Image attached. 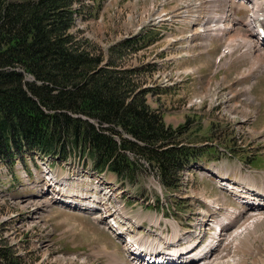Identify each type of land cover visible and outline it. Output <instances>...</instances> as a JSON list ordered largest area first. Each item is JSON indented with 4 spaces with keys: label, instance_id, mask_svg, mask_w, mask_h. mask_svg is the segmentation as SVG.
Segmentation results:
<instances>
[{
    "label": "rangeland",
    "instance_id": "obj_1",
    "mask_svg": "<svg viewBox=\"0 0 264 264\" xmlns=\"http://www.w3.org/2000/svg\"><path fill=\"white\" fill-rule=\"evenodd\" d=\"M207 1L198 0L200 17L191 25V33L202 36L199 30L211 25L209 15L226 17L232 11L241 21L249 15L247 7L238 2L229 6L224 0ZM190 4L182 0H77L72 7L77 15L71 33L105 56L119 41L144 37L147 44L133 54H123L121 62L127 67H144L140 80L152 90L146 96L148 105L173 128L189 121L186 137L203 146L204 161L181 175L180 187L174 192L165 191L152 175L141 174L134 186L123 184L112 174L98 175L85 166L84 157L54 161L33 155L17 161L13 173L1 161L0 250L21 258L22 264H112V254L122 264H130L127 250L118 236L109 234L106 222L58 204L64 194L54 193L50 187L43 192V181L49 182L51 177L61 181L71 175L69 188H92L98 178L100 185L96 186L106 187L105 197L125 205L129 225L122 222L125 232L141 235L139 230L149 224L163 227L169 237L180 230L176 233L188 234L195 244L190 255L217 235L211 237L210 223L201 229L197 226L205 201L244 212L248 209L217 185L221 173H230L225 183H247L264 190V64L251 69V59L243 48L220 58L228 39L200 35L188 45L193 57L181 59V53L187 52L179 39L185 29L174 31L171 27L173 16L180 11L171 12V22L167 15L172 8L190 10ZM227 20L234 24V32L255 40L243 26L247 20L243 24L232 22L229 16ZM253 53L264 56L262 44ZM192 69L193 73L186 72ZM246 232L239 250L235 241L230 242L225 260L234 256L241 264H264V223ZM224 237L218 240L220 252Z\"/></svg>",
    "mask_w": 264,
    "mask_h": 264
},
{
    "label": "trees",
    "instance_id": "obj_2",
    "mask_svg": "<svg viewBox=\"0 0 264 264\" xmlns=\"http://www.w3.org/2000/svg\"><path fill=\"white\" fill-rule=\"evenodd\" d=\"M76 1L0 0V162L13 173L33 155L84 156L125 185L147 174L177 191L180 174L204 161L203 146L188 141L189 121L173 128L148 105L144 67L121 62L145 38L105 56L71 33ZM13 255L0 250V264H22Z\"/></svg>",
    "mask_w": 264,
    "mask_h": 264
},
{
    "label": "bare ground",
    "instance_id": "obj_3",
    "mask_svg": "<svg viewBox=\"0 0 264 264\" xmlns=\"http://www.w3.org/2000/svg\"><path fill=\"white\" fill-rule=\"evenodd\" d=\"M217 1L218 0H209L207 2L214 4ZM224 1H226L227 3L230 2V0H224ZM231 1L234 3L236 0H231ZM242 1H245V3H247V4L243 3ZM238 2L240 3L241 6L246 5L244 7H247L251 12L252 17H251V19L249 17H248V19H246L247 24H243V23H246V20L240 21V22H242L243 26H245V28L247 27V29H248L249 23H251L250 21H253L254 19H256V17L259 15V13L264 12V3L262 1H258V0H238ZM186 5H187V3H186ZM190 6H191V4H190ZM199 10L200 9L197 6V4H194V6L191 9V11H193V12H191L192 17H198L199 16ZM188 14L189 13H187L185 11H180L178 14H175L173 16V18L175 20V22L173 24H177V22H178V24L182 23V21L185 18H187V17L189 18ZM262 16H264V14ZM227 17L228 16L224 17V16H218V15H212V16L209 15L208 20L210 21L211 25L208 27H204V28L201 27L202 29L199 30V31H202L201 34H203L201 37L206 38V37L210 36V37H221V38H227L228 39V42L224 45L223 49L221 50L220 58H223L226 55L228 56L235 49L243 48L244 49V55L248 56L251 59V65H252L251 69L254 70L257 68V66L264 64V56L262 54L254 55L255 53H253L256 51V47L259 45L258 40L257 39H255V40L250 39V38L245 37V36L242 37V36H240L241 34L234 32L235 31L234 30V24H232V23L230 24L229 22H227L228 21ZM250 31H251L252 35H255L254 31L251 30V28L249 27V32ZM230 34H232V35L230 36ZM233 35H236V37H233ZM238 36H240V37H238ZM256 37H257V35H256ZM230 38H232V39H230ZM253 38H255V37H253ZM257 52H259V51H257ZM191 57H193V56H191ZM220 58H218V61H220ZM193 71L194 70L192 69V71L187 70L186 72H190V73L192 72L193 73ZM251 71L252 70H250V72ZM220 175H227V173H223ZM54 178H52V180L50 182L51 185H49V187L52 189V191L57 192V190L53 189L52 185L59 184L60 182H64V183L70 182V180L66 177L62 178L61 181H58L57 179H54ZM97 180H99V179L96 178L94 180V183L97 185H100V182ZM224 180H225L224 177L221 176V179L218 180V182L221 183V184H219V187H224V189L227 190L234 198H236V199L248 198L249 196H247V195H249V193H251L250 197L258 198V201H261L262 203H259L258 205H256L255 206L256 208L254 210H252L251 213L247 214L246 212H244V210L240 211L238 209L237 210L228 209L225 207L224 204H218L214 200H212V201H214L217 204H213L210 201H208V202L205 201L206 203L204 202V205L206 206V209H204L203 212L201 211L200 219H199V222L197 223V226L199 229H201L204 227V225H209V223H210V225L213 227L212 232H211V237H212V235L213 236H215L216 234L217 235L212 239L211 243L208 242L206 245L204 244L203 248L201 250H198L193 255H189L191 253V251H189V249L191 248L190 245H188L186 248L175 250V251L171 252L172 249L170 250L169 243H166V245L168 247L167 250H169L171 252L170 255L173 256L170 259L176 258V255L179 253L180 256L178 259L183 258V260H181V261L182 262L185 261L184 258H186V257H183L184 255L182 253L186 250L185 254H188L186 261L190 260V262L188 264H241L240 259H237L234 256L230 259L228 257L229 261H227V259L225 260V258H227V257H225L227 254V249H228L230 242L235 241L236 242L235 246L236 247L238 246V250H239L240 246L242 245L239 242L241 241V238L247 234L246 231L252 230L256 226H259L260 224L264 223V190H259L260 192H258V191L255 192L254 190H250V192H247L248 194L244 195V194H242L243 192L240 188H241V185H245V184L239 183V185H237L236 182H229V181H228L229 183H225ZM97 188H99L100 190L102 189L100 186H97ZM106 193L102 194L100 197V200L105 207V211L102 212V216H103L102 219H106V217H108L110 222H112V220L113 221L121 220L123 218L124 213L121 212V210L118 207V204H114V202H111V200H110L111 198L109 199V197H105L107 195ZM221 205H224V206H221ZM221 211H224V212L221 214ZM212 214L214 216V220L211 219ZM202 218H203V220H202ZM230 218H232V219H230ZM228 219L230 221H228ZM213 224H217L218 226L215 227ZM114 231L117 232L116 230H114ZM177 231H180V230H174L173 238H175L179 234V233L178 234L176 233ZM125 233H127V232H125ZM193 233H194V231H193ZM221 233H223L225 237L222 241L223 250L220 252L219 251L220 247H218V240L220 239L219 237H221L223 235V234L220 235ZM181 236L189 237L188 234H182ZM248 236H249V234H248ZM215 240H217V241H215ZM243 243H244V241H243ZM220 246H221V244H220ZM123 249L127 250V253L130 251L129 248L126 249V246H123ZM233 250H235V248H233ZM223 251H224V254H222ZM232 255H234V254H232ZM238 258H240V257H238ZM118 259L119 258H117L116 255L112 254V264H122Z\"/></svg>",
    "mask_w": 264,
    "mask_h": 264
}]
</instances>
